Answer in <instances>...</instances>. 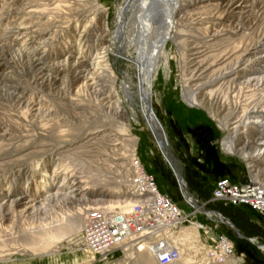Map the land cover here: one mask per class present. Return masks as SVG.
Segmentation results:
<instances>
[{"label": "bare ground", "instance_id": "1", "mask_svg": "<svg viewBox=\"0 0 264 264\" xmlns=\"http://www.w3.org/2000/svg\"><path fill=\"white\" fill-rule=\"evenodd\" d=\"M0 1L1 22L15 0ZM26 1L23 21H10L0 34L20 64L36 71L34 89L0 106V264L59 252L82 230L90 209L121 219L139 202L132 183L122 191V180L63 172L64 163L83 155V163L110 169L115 160L130 176L139 144L133 122H144L160 145L168 141L154 98L163 60L172 72L173 47L180 53L185 106L207 111L228 133L224 141H234L235 154L246 155L261 174L256 163L264 154V0H117L112 29L101 0ZM126 53L138 80H119L112 56ZM47 81L62 85L58 100L46 95ZM83 113L91 115L87 129L78 122ZM170 163L182 174L178 159ZM188 192L184 184V197L200 210ZM140 256L141 264H152L149 256L157 263L150 245Z\"/></svg>", "mask_w": 264, "mask_h": 264}, {"label": "rangeland", "instance_id": "2", "mask_svg": "<svg viewBox=\"0 0 264 264\" xmlns=\"http://www.w3.org/2000/svg\"><path fill=\"white\" fill-rule=\"evenodd\" d=\"M18 1L15 0L12 8H4L5 18L0 22V34L10 21L14 19H17L18 22L23 21L21 19L24 18H21L22 15L19 13L21 8L28 7V1L22 0L19 3ZM0 2L2 3V1ZM101 3L107 9L106 18L112 29L116 25L117 0H101ZM193 26L192 24L191 27ZM0 44L2 45L0 46V106L3 108L7 107L10 101L16 98L15 95H19L21 91L30 92L34 89L30 85L36 71L26 62L20 64L18 58L14 57L15 53L11 51L10 41L6 40L4 35H0ZM169 51L172 54V72L167 73L166 62L163 60L161 69H165L163 70L165 76H159L162 83L155 87L154 98L157 114L163 125L168 128V141L162 144L163 146L160 145L155 136L147 130V125L144 122H133L132 131L139 136V144L134 155L135 158L132 156L131 160L132 162L135 159L139 160L148 171L157 176L161 188L169 193L185 212L191 211L196 216L195 224L184 226L176 237V244L181 250L182 260L180 258L175 264H210L206 253L207 247L222 232L230 236L236 250L235 258L227 264L240 260H243V264H264V217L247 206L225 208L221 204L209 203L217 181L220 179H230L233 182L240 181L244 173L247 172L246 165L242 160V154L228 155L221 151V144L218 142L224 141L228 133L219 129L207 111H201L197 108L189 109L185 106L181 96L183 83L179 64L180 53L175 47ZM40 55L42 54L39 52L37 56ZM128 55V53L125 56L113 55L112 63L119 75V80L135 81L138 80V68L133 61L127 58ZM48 73L45 71L39 76ZM50 73L52 74V72ZM4 76L6 77L4 78ZM53 83L47 81V84L46 82L45 85L43 84L45 93L49 98L58 100L60 93L61 95L64 94L62 92L63 87L60 83ZM169 94L171 98L167 99ZM135 106L139 110L138 104ZM61 110L65 112V110ZM67 111L70 114L74 113L69 109ZM90 116L89 113L79 115L78 122L81 126L87 125L86 129L88 126H92ZM108 153L113 155L114 152L108 150ZM172 157L180 161L182 174L176 173L172 168L170 163ZM85 158V156L79 155L80 162L67 160L64 163L63 172L77 171L83 175L91 172L96 175V178L109 177L119 182L122 180L121 185L123 187L120 189H124V191H127L130 183L133 182L132 170L130 176L125 173L127 166L120 167L118 165V167L114 160L113 167L110 169L107 166L98 165L97 167L96 163H83L82 160ZM128 168L130 169L131 165H128ZM123 175H128V177L125 178ZM122 176L124 179L132 181H124ZM184 184L188 187V193L191 197L197 200L200 210L197 211L196 207L184 197ZM204 210L207 211V215L204 214ZM62 244L59 252L44 258L26 257L8 264H139L141 261L140 253L145 247L144 245L138 248L127 243L106 256H99L84 246L82 230L71 240L68 239ZM149 259L152 264H157L152 256H149Z\"/></svg>", "mask_w": 264, "mask_h": 264}, {"label": "built area", "instance_id": "3", "mask_svg": "<svg viewBox=\"0 0 264 264\" xmlns=\"http://www.w3.org/2000/svg\"><path fill=\"white\" fill-rule=\"evenodd\" d=\"M242 160L247 169L243 175L246 183L218 180L209 203L225 208L247 206L264 217V154L257 161L261 174L250 166L251 160ZM132 167V185L139 202L121 219L97 208L90 209L82 228L83 244L95 254L106 256L132 239L130 243L135 247L150 245L158 264L175 263L181 252L173 241L184 226L195 224L196 216L185 212L139 160L135 159ZM204 214L207 215L206 210ZM206 253L210 264H227L236 256L234 242L225 232L212 240Z\"/></svg>", "mask_w": 264, "mask_h": 264}, {"label": "clouds", "instance_id": "4", "mask_svg": "<svg viewBox=\"0 0 264 264\" xmlns=\"http://www.w3.org/2000/svg\"><path fill=\"white\" fill-rule=\"evenodd\" d=\"M214 143H217L214 141ZM218 143L221 144V151L228 155H234L235 154V144L234 141L231 142H225V141H219ZM242 158H246V155L242 154Z\"/></svg>", "mask_w": 264, "mask_h": 264}, {"label": "water", "instance_id": "5", "mask_svg": "<svg viewBox=\"0 0 264 264\" xmlns=\"http://www.w3.org/2000/svg\"><path fill=\"white\" fill-rule=\"evenodd\" d=\"M162 128V127H161ZM163 129V128H162ZM241 183H246V178L245 177H243V178H241ZM235 226V225H234Z\"/></svg>", "mask_w": 264, "mask_h": 264}, {"label": "crops", "instance_id": "6", "mask_svg": "<svg viewBox=\"0 0 264 264\" xmlns=\"http://www.w3.org/2000/svg\"><path fill=\"white\" fill-rule=\"evenodd\" d=\"M243 178V177H242ZM257 213V212H256Z\"/></svg>", "mask_w": 264, "mask_h": 264}]
</instances>
